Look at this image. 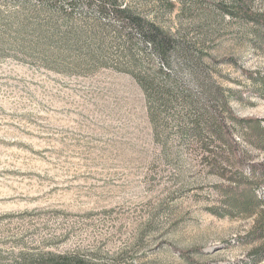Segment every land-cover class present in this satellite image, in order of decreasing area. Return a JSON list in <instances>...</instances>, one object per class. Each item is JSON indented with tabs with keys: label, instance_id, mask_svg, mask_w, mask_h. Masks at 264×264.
<instances>
[{
	"label": "rangeland",
	"instance_id": "1",
	"mask_svg": "<svg viewBox=\"0 0 264 264\" xmlns=\"http://www.w3.org/2000/svg\"><path fill=\"white\" fill-rule=\"evenodd\" d=\"M121 1L199 56L198 75L240 94L236 114L264 119L240 70L264 73L255 26L219 0ZM131 31L67 0H0V264L41 250L88 264H249L253 218L210 212L220 180L184 130L194 114L179 93L148 100L133 74L159 81L162 63ZM182 63L172 54L163 68L194 90ZM242 147L264 166L263 150Z\"/></svg>",
	"mask_w": 264,
	"mask_h": 264
},
{
	"label": "trees",
	"instance_id": "2",
	"mask_svg": "<svg viewBox=\"0 0 264 264\" xmlns=\"http://www.w3.org/2000/svg\"><path fill=\"white\" fill-rule=\"evenodd\" d=\"M67 1L72 9L83 4L104 16H112L126 29H132L127 32L130 44L136 42L143 51L148 53L150 50V55L159 58L162 63L159 81L149 74L134 73L133 76L150 102L164 105L179 93L182 105L193 112L191 123L184 130L198 141L202 161L220 180L215 185L220 200L210 208V212L219 217H252L254 223L247 236L251 237V241L255 239L260 243L250 250L248 262L259 264L264 261V166L259 168L247 163L250 160V149L241 148L242 142H246L264 151V119L244 118L236 114L230 98L241 100L240 94L233 91L226 93L220 84L198 75L199 67L202 66L199 56L188 55V49L178 45V39L168 30L123 6L121 0ZM257 1L261 6L259 9L255 8ZM216 8L231 18L251 23L259 30L256 36L264 40V0H219ZM172 54L182 58L183 66L188 68L196 85L194 90L185 87L179 89V79L171 77V73L163 68L164 65L171 68ZM132 61L136 65L137 61ZM223 61L238 66L232 58ZM240 70L251 83L250 93L264 99V73ZM238 137L242 138L241 142ZM11 264H88V261L79 253L41 250L19 251L12 256Z\"/></svg>",
	"mask_w": 264,
	"mask_h": 264
}]
</instances>
